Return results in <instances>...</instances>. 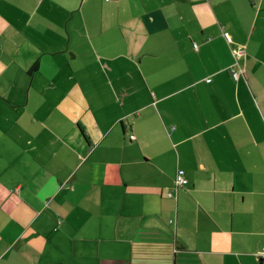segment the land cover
I'll list each match as a JSON object with an SVG mask.
<instances>
[{
  "label": "crops",
  "instance_id": "1",
  "mask_svg": "<svg viewBox=\"0 0 264 264\" xmlns=\"http://www.w3.org/2000/svg\"><path fill=\"white\" fill-rule=\"evenodd\" d=\"M0 264H264V0H0Z\"/></svg>",
  "mask_w": 264,
  "mask_h": 264
},
{
  "label": "built area",
  "instance_id": "2",
  "mask_svg": "<svg viewBox=\"0 0 264 264\" xmlns=\"http://www.w3.org/2000/svg\"><path fill=\"white\" fill-rule=\"evenodd\" d=\"M225 34V38L226 39H228V40H231L230 39V35H229V33L228 32H225L224 33ZM195 47H197V44H195ZM240 70L239 69H235V68H232L231 69V74L233 75V78H238L239 76H240ZM209 79H210V77H209ZM208 79V80H209ZM175 181H176V184L178 185V186H185L188 182V178L186 177V172H185V170L184 169H180L179 168V170H178V172H177V174H176V178H175ZM172 193L170 192L169 193V195H171Z\"/></svg>",
  "mask_w": 264,
  "mask_h": 264
}]
</instances>
